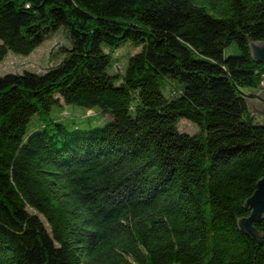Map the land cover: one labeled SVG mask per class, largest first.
I'll return each mask as SVG.
<instances>
[{
  "label": "trees",
  "instance_id": "obj_1",
  "mask_svg": "<svg viewBox=\"0 0 264 264\" xmlns=\"http://www.w3.org/2000/svg\"><path fill=\"white\" fill-rule=\"evenodd\" d=\"M61 27L57 65L0 73V264H264V233L237 221L264 176V126L235 87H264L246 37L264 40V0H0V62ZM127 41L141 51L112 65L105 46ZM65 103L112 119L29 130Z\"/></svg>",
  "mask_w": 264,
  "mask_h": 264
},
{
  "label": "rangeland",
  "instance_id": "obj_2",
  "mask_svg": "<svg viewBox=\"0 0 264 264\" xmlns=\"http://www.w3.org/2000/svg\"><path fill=\"white\" fill-rule=\"evenodd\" d=\"M64 47L71 46V40L67 35L64 27L59 28L49 38H47L41 45H39L31 54L20 55L9 53L4 61L0 62V73H19L24 71H32L36 73H44L45 71L57 65L63 57L67 54L64 52ZM142 45H136L132 41L125 42L118 48H111L105 46V50L111 53L112 65L119 64L125 68L128 64L129 57L141 51ZM240 54V49L235 42L229 44L225 49V55ZM109 72L113 67L109 66ZM169 79L162 82V91L165 95H170L172 86ZM177 86L180 85L177 81ZM181 86V85H180ZM259 96L264 98V87L258 88ZM66 104V103H65ZM93 113L87 108L76 105L66 104L64 109L61 107H54L50 113L43 114L44 119H38V116H33L29 130H33L36 125L47 122L49 117H59L69 129L73 130L75 126L79 129H94L105 126L112 118L109 114L103 113L99 107L93 109ZM179 128L189 133L199 131L196 124L190 122L186 118H182L179 122Z\"/></svg>",
  "mask_w": 264,
  "mask_h": 264
},
{
  "label": "water",
  "instance_id": "obj_3",
  "mask_svg": "<svg viewBox=\"0 0 264 264\" xmlns=\"http://www.w3.org/2000/svg\"><path fill=\"white\" fill-rule=\"evenodd\" d=\"M247 42L251 57L253 60L264 63V40L252 41L247 35ZM233 83V82H232ZM234 84V83H233ZM235 85V84H234ZM239 95L242 96L247 103L250 117L253 119L254 126H264V98L259 96V89L250 91L249 88L240 89ZM251 210L250 215L237 218L242 231L254 238L258 244L262 243V231H257L253 226V222H259L264 219V176L258 180L257 189L252 196L243 202Z\"/></svg>",
  "mask_w": 264,
  "mask_h": 264
}]
</instances>
